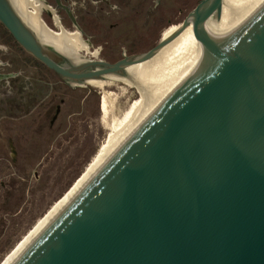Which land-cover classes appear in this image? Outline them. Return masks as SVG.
I'll return each instance as SVG.
<instances>
[{"label":"water","instance_id":"water-1","mask_svg":"<svg viewBox=\"0 0 264 264\" xmlns=\"http://www.w3.org/2000/svg\"><path fill=\"white\" fill-rule=\"evenodd\" d=\"M221 3L199 0L181 20L199 44L196 71L13 264H264V2L210 48L197 30ZM0 23L66 83L163 44L66 65L10 0Z\"/></svg>","mask_w":264,"mask_h":264},{"label":"rangeland","instance_id":"rangeland-1","mask_svg":"<svg viewBox=\"0 0 264 264\" xmlns=\"http://www.w3.org/2000/svg\"><path fill=\"white\" fill-rule=\"evenodd\" d=\"M48 1L59 3L67 27L72 22L69 12L90 40L88 47H100L99 58L112 63L156 45L164 33L183 24L199 0ZM44 18L52 25L48 15ZM1 29L0 36L9 38ZM8 41L7 53L0 55L10 64L7 70L21 74L0 81V263L113 148L101 113L106 98L98 88L75 81L69 85L12 38ZM125 100L119 97L121 109ZM137 100L146 102L140 95Z\"/></svg>","mask_w":264,"mask_h":264},{"label":"bare ground","instance_id":"bare-ground-1","mask_svg":"<svg viewBox=\"0 0 264 264\" xmlns=\"http://www.w3.org/2000/svg\"><path fill=\"white\" fill-rule=\"evenodd\" d=\"M10 2L38 39L63 57L64 64L74 65L100 59V47L92 49L88 47L92 45L79 42L69 30H62V28L58 30L56 23L49 25L44 20L43 8L37 1L10 0ZM260 2L261 0H222L220 15L217 16L215 13L210 15L199 25L197 34L206 41L210 48H214L227 39L264 1L261 4ZM182 23V25L170 29L165 37L159 41L163 44L143 58L132 62L129 58L120 66L104 72L98 78L75 81L80 84H93L100 91L102 98H106L101 113L105 118V121L103 119L105 128L108 129V142H112L113 145L112 152L88 178L83 181L80 179L77 182L71 195L49 215L46 221L33 232L31 237L12 256L11 254L17 246L7 252L4 261L9 256L11 257L5 264H13L21 256L92 176L196 71L200 61L198 57L199 44L192 38L186 23L184 21ZM71 82L74 81L70 80L68 83L71 84ZM113 89L118 91L114 93ZM150 94H152V97H150ZM139 95L146 102L138 103L140 102L137 100ZM121 96L126 99L125 105L122 104L124 106L122 109L118 101ZM98 155L99 153L91 159V162L87 165L88 168ZM4 261L0 264H3Z\"/></svg>","mask_w":264,"mask_h":264},{"label":"flooded vegetation","instance_id":"flooded-vegetation-1","mask_svg":"<svg viewBox=\"0 0 264 264\" xmlns=\"http://www.w3.org/2000/svg\"><path fill=\"white\" fill-rule=\"evenodd\" d=\"M35 1H37L39 3V5H41V7L43 8L42 12H44V14H46L50 17V21H51L52 25H53V23L57 24L56 27H58L57 28L58 30H60V28H62V30H64V29L69 30L70 32H72L74 34L73 36H75L79 42L90 44V40H88V37L84 34L82 28L79 26L76 19L69 12H68V14L71 16L72 22H71L70 27H67L65 25L63 18L59 14V8L60 7H59L58 2H57L58 5H52L48 0H35ZM44 20L47 22V20L45 18H44ZM0 26L2 28L1 33L2 34L6 33L9 38H12L14 40L12 35L8 32V30L1 23H0ZM55 31H56V29H55ZM166 34H167V32L164 33V35H162L161 40L165 37ZM9 38L0 36V40L3 42V43H1V41H0V53L3 55L6 54L8 51L6 44L9 42L8 41ZM8 67H10L9 62H6L0 55V68H1V70H0V81L4 80L5 78H7V79L15 78L21 74V72L16 73V72H12L11 70H7ZM8 85H10V83H8ZM69 85H71V84H69Z\"/></svg>","mask_w":264,"mask_h":264}]
</instances>
